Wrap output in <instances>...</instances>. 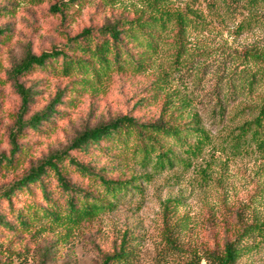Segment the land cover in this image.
Instances as JSON below:
<instances>
[{"label": "rangeland", "instance_id": "1", "mask_svg": "<svg viewBox=\"0 0 264 264\" xmlns=\"http://www.w3.org/2000/svg\"><path fill=\"white\" fill-rule=\"evenodd\" d=\"M145 1L100 5L94 0L69 25L59 26L58 18L47 11L50 0H0V26L6 28L0 43L1 151L7 149V129L19 105L6 72L20 59L25 45L29 43L34 51L47 49L62 42V29L73 32L87 24H100L111 14L149 13ZM213 1L158 0L159 6L186 12L191 20L186 31L179 33L171 24L158 54L143 71L124 68L98 81L75 84L67 96L69 102L61 108L63 114L43 132L27 138L24 164L63 147L82 128L118 114L154 118L164 100L177 107L183 121L198 118L209 136L201 153L143 183L140 191L127 195L113 211L78 226L43 222L45 228L35 233L32 228L10 234L0 243V264H99L123 233L135 251L134 264H182L184 255L172 257L163 248L167 225H173L185 248L200 249L210 244L209 236L218 229L219 220L236 208L249 216H263L264 158L232 145L231 130L242 120L233 117V112L243 99L227 98L221 70L243 48L262 45L264 29L252 24L239 31L236 25L244 13H229L220 1ZM258 15L264 17V10ZM70 79L41 71L24 79L37 90L33 110L42 108L56 88H69ZM215 111L218 115H213ZM12 176L9 172L0 177V184ZM238 264H264V246L244 252Z\"/></svg>", "mask_w": 264, "mask_h": 264}, {"label": "trees", "instance_id": "2", "mask_svg": "<svg viewBox=\"0 0 264 264\" xmlns=\"http://www.w3.org/2000/svg\"><path fill=\"white\" fill-rule=\"evenodd\" d=\"M92 1L50 0L47 11L58 18L59 26H65ZM117 1L99 0L100 5ZM157 1H145L149 13L111 14L100 24H87L73 32L62 29V42L47 49L34 51L27 43L20 59L7 70L6 80L19 105L7 129V149L0 150V177L13 173L0 184V243L10 234L44 229L45 222L78 226L111 212L127 195L140 191L143 183L201 153L209 136L198 118L183 121L177 107L164 100L154 118L118 114L82 128L63 147L24 164L27 138L43 132L63 114L61 108L69 102L67 96L75 84L98 81L124 68L143 71L158 54L171 24L179 33L186 31L191 24L186 12L159 6ZM218 1L229 13H244L236 25L239 31L252 24L264 29V17L258 15L264 10V0ZM189 11L196 16L194 10ZM5 32L0 26V43ZM226 67L221 75L227 98L243 99L233 112V117L242 120L231 130L232 145L264 158V43L235 53ZM38 71L71 79L69 88H56L42 108L33 110L37 90L24 79ZM219 113L222 116L224 111ZM162 240L168 255L185 256L182 264H238L244 252L264 246V214L249 216L236 208L219 220L218 229L209 236L210 244L200 249L181 245L172 224L166 226ZM134 254L123 233L99 264H134Z\"/></svg>", "mask_w": 264, "mask_h": 264}]
</instances>
